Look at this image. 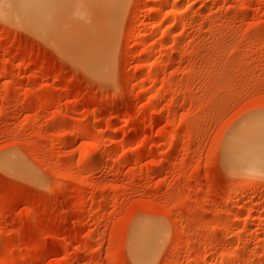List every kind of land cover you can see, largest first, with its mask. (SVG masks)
<instances>
[{"label": "rangeland", "instance_id": "374dc122", "mask_svg": "<svg viewBox=\"0 0 264 264\" xmlns=\"http://www.w3.org/2000/svg\"><path fill=\"white\" fill-rule=\"evenodd\" d=\"M128 1L94 74L0 0V264H141L138 226L147 264H264V163L229 157L264 144V0Z\"/></svg>", "mask_w": 264, "mask_h": 264}, {"label": "bare ground", "instance_id": "6f19581e", "mask_svg": "<svg viewBox=\"0 0 264 264\" xmlns=\"http://www.w3.org/2000/svg\"><path fill=\"white\" fill-rule=\"evenodd\" d=\"M68 1L70 2L73 1L71 4L79 1L78 9H75L77 3L76 4L74 3L72 5L74 6V8H71V11L72 9L73 11L77 10L76 14L78 15L76 16H79L82 22L79 21L78 25L81 24V26L79 25L80 26L79 30L77 27V31H75V34L74 32L72 33L73 29H71V31L69 30H66V32L65 30L63 31L62 29H66V26L64 25L63 28L60 30L66 34L65 36H67V39H65V41L64 40L61 41L60 37H58V34L60 31L58 32L57 29L59 26L62 27V25L58 26L57 24L59 22L58 19H60L61 16H62L61 19H63V17L65 16V13L64 15H62L63 13L60 14V11H63L64 9L65 10L68 9V11L70 10V7L68 6L67 8L65 5L66 3L68 4ZM127 1L128 0H14V1L11 0V2L13 3V6L11 7H14L13 10L16 16L15 19L23 23L21 26L25 24V25L32 26L35 28V30H37L36 33L34 34H37V32H45V33H48V36H49V33H51L53 34L52 40L53 42L55 41L57 45H59V43L60 45L65 44V43L68 44L69 40L70 41L73 40L72 47H71V52L73 54L71 52L70 54L74 55L75 59L77 60L76 61L74 59L73 62H78L81 66H83L88 71H91L94 74H99L101 73V71H111L112 70L111 67L113 64L114 49L116 47L118 27H119V23L122 17L121 14H123V9L124 7H126ZM169 4H170L169 0H161V3H159V5L156 4L158 7L157 8L155 7L153 9L154 10L157 9L155 12L159 11V13H161V12L166 11V9L169 7ZM93 7L95 8L97 7V10L99 9L98 11L99 12L101 11L100 13L98 12L97 16L99 17L95 15V18H93L92 16L94 15L92 13L90 16V12L93 11L91 10ZM126 8L124 10H126ZM6 12L9 13L8 11ZM83 12H88V13L84 14ZM5 17L7 16H4V18ZM12 17L14 16L12 15ZM174 18L175 20H174L173 26L174 25L176 26L179 23L178 15ZM61 19H60V23H61ZM76 19L78 20L79 18L77 17ZM167 19L168 17H166V20ZM84 20L85 22H83ZM61 24H64V23H61ZM155 28H156V25L154 24L150 26V32L152 33L153 31H155L154 30ZM70 32L73 34L72 36ZM61 42H64V43L61 44ZM259 130L260 128H256L253 131L250 129L247 131L244 130L240 132L241 134L238 139H235L232 141L231 147L233 148V150H232V153H230L231 156L229 157L233 159V162L238 160V163L240 162L248 166L254 163H260V162L264 163V157H263L264 156V144H261V145L254 144L253 143L254 141L252 142L250 139V136H255L256 134L259 133L258 132ZM261 134L259 133V135ZM261 141L264 142L263 140ZM1 166L3 167V165ZM8 166L9 165H7V167ZM156 228L153 227L151 229L146 230L145 228L144 229L139 228L138 226V228L135 230L133 234L134 235L133 236L134 239H132L133 240L132 242L133 258H135L136 261L141 264H147L148 262L153 260L152 259L153 256H155V253L158 251V249L160 248L161 242L163 241L162 232L164 231L160 232L159 230L161 229L157 230ZM176 250L177 248L174 251ZM233 255H234L233 253H230L229 257L226 260H223L222 264L229 263L231 258H233Z\"/></svg>", "mask_w": 264, "mask_h": 264}]
</instances>
